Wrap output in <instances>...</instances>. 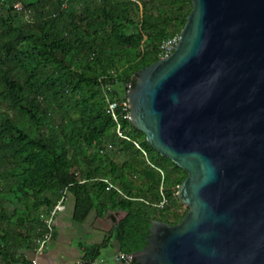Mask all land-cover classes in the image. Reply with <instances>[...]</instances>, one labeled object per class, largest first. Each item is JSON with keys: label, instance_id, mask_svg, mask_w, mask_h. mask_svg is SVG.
Listing matches in <instances>:
<instances>
[{"label": "trees", "instance_id": "trees-1", "mask_svg": "<svg viewBox=\"0 0 264 264\" xmlns=\"http://www.w3.org/2000/svg\"><path fill=\"white\" fill-rule=\"evenodd\" d=\"M191 9V0H0V264L32 263L64 191L76 223L127 213L112 230L123 254L147 244L151 220L185 216L176 192L187 174L147 143L129 109L109 103L127 102Z\"/></svg>", "mask_w": 264, "mask_h": 264}, {"label": "water", "instance_id": "water-1", "mask_svg": "<svg viewBox=\"0 0 264 264\" xmlns=\"http://www.w3.org/2000/svg\"><path fill=\"white\" fill-rule=\"evenodd\" d=\"M191 3L174 52L127 91L131 124L187 174L188 211L151 220L131 262L264 264V0Z\"/></svg>", "mask_w": 264, "mask_h": 264}, {"label": "crops", "instance_id": "crops-1", "mask_svg": "<svg viewBox=\"0 0 264 264\" xmlns=\"http://www.w3.org/2000/svg\"><path fill=\"white\" fill-rule=\"evenodd\" d=\"M72 212L73 199L66 197L65 209L54 219L51 241L44 249L39 251L37 248L35 253L29 254V259L37 261L38 264H79L84 261L88 248L107 241L103 249L110 248L113 253L103 262L126 264L123 260L116 259L120 251L112 234L114 224L111 217L115 219L121 217L123 214L121 211L107 212L102 217H97L93 212L83 223L74 222ZM94 260L98 261L97 258Z\"/></svg>", "mask_w": 264, "mask_h": 264}, {"label": "built area", "instance_id": "built-area-1", "mask_svg": "<svg viewBox=\"0 0 264 264\" xmlns=\"http://www.w3.org/2000/svg\"><path fill=\"white\" fill-rule=\"evenodd\" d=\"M15 8L17 10L22 9L21 6H19V4H16ZM178 41H179V36H173V37H170L164 40L159 46V60L169 57L174 52L175 47L178 44ZM118 107H122L123 111H127L129 109L127 102L118 103L116 101H113L109 103V109L111 110V112L115 111ZM113 117L116 120V116L114 115ZM126 117L130 120L129 113ZM116 131L120 137L126 139L125 136H122L119 125L117 126ZM137 147L139 148V146ZM142 152L145 154L143 150ZM66 194H67L66 191L62 192V197L60 198L59 202L54 206L50 215L45 220L46 232L43 238L38 240V250L39 251L44 249L47 243L50 242L53 237L54 219L59 212H62L65 209ZM131 256L132 255H129V254L119 253L116 256V259L123 260L126 264H131ZM31 264H38V262L33 260ZM79 264H99V262L96 260H93L90 262H81Z\"/></svg>", "mask_w": 264, "mask_h": 264}, {"label": "rangeland", "instance_id": "rangeland-1", "mask_svg": "<svg viewBox=\"0 0 264 264\" xmlns=\"http://www.w3.org/2000/svg\"><path fill=\"white\" fill-rule=\"evenodd\" d=\"M114 161H116L118 164H120L123 160L124 157L122 155L120 156H113ZM186 209H188L185 205L181 204L179 207V210L181 212L185 211ZM113 253L112 250L110 248L106 249V250H100L99 251V255L97 256L98 262L99 264H105L106 262H103L105 258H107L109 256V254Z\"/></svg>", "mask_w": 264, "mask_h": 264}]
</instances>
